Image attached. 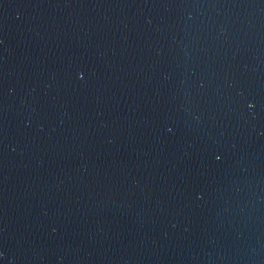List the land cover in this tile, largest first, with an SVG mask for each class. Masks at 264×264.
<instances>
[{
	"label": "water",
	"instance_id": "1",
	"mask_svg": "<svg viewBox=\"0 0 264 264\" xmlns=\"http://www.w3.org/2000/svg\"><path fill=\"white\" fill-rule=\"evenodd\" d=\"M0 264H264V0H0Z\"/></svg>",
	"mask_w": 264,
	"mask_h": 264
}]
</instances>
